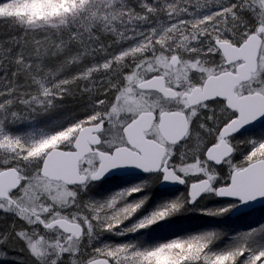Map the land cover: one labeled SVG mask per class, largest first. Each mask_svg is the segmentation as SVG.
<instances>
[{"label":"snow or ice","instance_id":"obj_1","mask_svg":"<svg viewBox=\"0 0 264 264\" xmlns=\"http://www.w3.org/2000/svg\"><path fill=\"white\" fill-rule=\"evenodd\" d=\"M0 264H264V0H0Z\"/></svg>","mask_w":264,"mask_h":264},{"label":"rangeland","instance_id":"obj_2","mask_svg":"<svg viewBox=\"0 0 264 264\" xmlns=\"http://www.w3.org/2000/svg\"><path fill=\"white\" fill-rule=\"evenodd\" d=\"M69 107H74V105H70ZM59 113H54V115H57ZM153 191H156V189H153ZM211 223V221L208 220V218H192L188 221L192 226H198L201 223Z\"/></svg>","mask_w":264,"mask_h":264}]
</instances>
